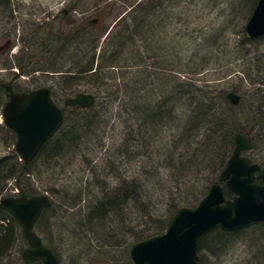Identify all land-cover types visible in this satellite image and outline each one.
<instances>
[{
  "label": "rangeland",
  "instance_id": "374dc122",
  "mask_svg": "<svg viewBox=\"0 0 264 264\" xmlns=\"http://www.w3.org/2000/svg\"><path fill=\"white\" fill-rule=\"evenodd\" d=\"M139 1L0 0V80L8 78L6 71L18 69V61H22L24 57L29 58L39 48L41 53L32 65L33 81L28 87H49L61 106L65 105L66 99L79 93H92L102 107L109 109L112 116L105 128L100 127L96 131L100 136L92 135L82 144L86 151L97 150L96 153L83 160L73 154L68 159L57 158L51 163L46 161L45 165L38 161L34 164L35 170L41 167L45 171V177L40 180L36 175H31L29 187L34 194H48L54 204L46 220V234H42L38 227L36 231L52 243L60 264H131L129 249L136 241L133 233L162 225L169 215L168 208L172 202L190 197L198 190L199 194L205 192L221 173L219 170L215 171L214 167L211 170L205 165L193 167L189 161L194 159H189L188 151L185 149L183 152V148L179 149V153H184V163L191 164V167L181 168V163H178L173 168L170 166V156L177 155L175 161H178L179 155L172 145L171 133L176 127L166 126L161 135L153 134L140 142L141 124L138 120H130L125 108L144 103H128L124 100L122 91L119 98L111 103L112 92L128 82L137 68L144 65L151 67L156 61L152 57L148 58V52L143 49L136 52L134 47L126 46L120 58L140 62L136 63L138 65H135V69L110 68L109 71H114L117 78L102 74L100 79L98 75L88 77L86 73H78L80 69L92 64L96 46L97 56L99 55L107 37L106 32L116 19ZM250 4L252 5V0H172L167 8L159 10L157 20L164 19L167 22L165 31H162V42H184L183 52L170 54L171 59L176 60L177 56H181L188 61L193 57L189 46L198 49L195 61L190 60L193 71L186 70L189 71L188 75L185 73L186 77L191 76L189 79H197L202 85L220 83L226 94L234 92L239 95V103H230L235 108L228 110L227 114L235 119L237 127L245 129V133L253 138L252 146L245 151V155L264 168V106H259L264 90L258 92L256 84H253V80L259 79V75L264 76V38L254 43L247 42L241 32L245 34L251 14ZM64 10L67 11L66 15L63 14ZM55 18L59 22L53 26ZM122 27L125 28V25ZM51 31H55L56 38L61 40L59 47L52 53L49 50ZM137 41L141 46L142 42ZM26 48L30 51L24 55ZM136 55L138 58H135ZM142 57L145 58L144 62L141 61ZM195 63H200L201 70H196L198 68ZM97 65L96 60L95 67ZM127 70L129 72L125 75L121 74V71L125 73ZM72 74L79 79L70 81L68 75ZM150 105H155V102ZM177 114H182V110L177 109ZM144 128L147 130L148 127ZM230 128L231 126H226L225 133ZM100 137L103 139V147L99 146ZM13 142L16 141L0 140V155H8L13 149ZM163 142L166 143V150H162ZM199 147L202 149L201 145ZM200 153L198 151L196 155ZM216 164L214 166L217 168ZM81 168L86 169L82 183L88 197L73 209L65 205L64 196L76 195ZM52 176L56 178L55 184H52L55 189L53 194L44 190L47 183L54 181ZM130 179H135L143 189L124 206V213L115 216V228L105 231L109 235L101 233L105 238L107 236L122 241L121 248H110L106 246L102 236L96 238L87 233L78 211L82 208V213L86 216L90 203L97 202L95 196L102 198L104 192H111L120 185L125 187ZM93 190L95 195L91 194ZM16 193L18 189L15 180H10L4 196L17 195ZM195 201L193 199L191 203L195 204ZM73 217H76L74 222L71 220ZM63 225L70 230L60 231L64 228ZM89 237L91 240L87 241ZM10 241L11 246L6 248L1 264H27L22 258L24 249L28 247L27 240L22 234H16ZM198 254L203 264H264V223L253 224L240 232L215 230L202 240Z\"/></svg>",
  "mask_w": 264,
  "mask_h": 264
},
{
  "label": "trees",
  "instance_id": "16d2710c",
  "mask_svg": "<svg viewBox=\"0 0 264 264\" xmlns=\"http://www.w3.org/2000/svg\"><path fill=\"white\" fill-rule=\"evenodd\" d=\"M171 1L172 0H140L136 5L132 6L131 10L119 16L115 21L116 24L104 40L99 55L97 56L96 52L98 46H96L93 50L94 53L91 59V66L89 65L80 69L78 73H86L85 75L88 77L98 75L100 79L102 78V74H110V77L117 78V74L114 71H109L110 68L117 69V67H119V69H122L123 67H134L135 69V65H138L136 63L140 62L135 60L134 62H130L128 59L120 58L126 46L134 47V51L136 50V52H140V49L148 52V58L152 57L156 59V61L151 67L144 65L140 69L137 68L138 70L135 72V75L131 77L128 82L123 83L112 92L113 96H110L111 103L119 98L121 91L123 92L124 100L128 103H144L136 107L125 108L129 113V119L138 120L141 124L140 127L142 129L139 130V135L141 137L138 141L141 142L145 140L146 137L153 134L161 135V131L166 130V126H175L176 130L171 134L173 137L172 145L174 146V150H178L176 153H179L180 148H183V152L186 149L189 154V159H194L189 161L192 163L193 167L205 165L211 170L214 167L215 171L219 170L222 172L234 149L236 134L245 133L246 130L237 127L235 119L228 116L227 111L230 109L234 110L235 107L228 101V93L226 94V91L222 89L220 83L202 85L197 82V79L191 80L189 79L192 78L191 76L186 77L185 73L187 74L189 72L186 70L193 71L190 66L191 61L194 62V57L198 54L197 48H190L189 46V50L193 52V57H190L188 61L181 56H177L176 60L171 59L170 54H181V52H183L184 42L178 41L176 44L162 42L161 38L164 37L162 31H165L164 29L167 26V22L165 23L164 19L161 21L157 20L160 16L159 10L167 8V5ZM257 2L258 0H252L253 7L250 4L251 14L249 18ZM170 4L173 5L174 3ZM53 21L54 23H52V25L55 26V24L59 22V19L55 18ZM52 25L51 28L53 27ZM123 25H125V28L122 27ZM241 32L247 42L254 43L264 38L263 36L258 39L250 40L243 31ZM56 37V32L51 31V41H49L51 48L49 49L50 53L54 52L59 47V44H61V40ZM137 40L142 42L141 46L138 45ZM79 53H81L80 50ZM135 58H138L137 55ZM141 59V61L144 62L145 58L142 57ZM96 60L98 62L97 67H95ZM195 64L198 68L196 70H201L199 68L200 63ZM127 72L129 71L127 70L125 73L121 71V74L125 75ZM68 76L70 81L79 79V77L74 74ZM258 77L259 79L253 80V84H256V90L261 92L264 90V76L261 77L259 75ZM260 101L259 106H264V95L260 96ZM153 102H155V105H150ZM183 107L186 108L182 109ZM177 109L178 111L181 109L182 114H177ZM64 111L66 117L63 126L54 137L45 143L39 155L27 165L26 171L23 174L21 173L24 169V162L15 149L16 142L12 143L13 149L8 155H0V197L4 196L10 180H15L16 186L22 189L28 196L34 195L32 188L29 187L31 175H36L40 180H43L45 177V171L41 167H38L37 170L34 169V164L37 161L45 165L46 161L51 163L57 160V158H61L62 160L65 158L68 159L70 156H73V154H76L77 158L83 160L88 155L97 152V150L86 151L82 147V144L89 140L92 135L100 136V133L97 134L96 131L100 127L102 129L105 128L111 122L112 116L110 115L109 109L102 107L95 101L92 106H69L66 107ZM168 122H172L173 124H168ZM220 123L224 125L221 126ZM225 125L231 126L228 133H225V131H227L224 129L226 127ZM144 126L148 127L147 130ZM262 129H264V126H262ZM245 134L250 140L249 149L252 146L253 138L251 135ZM102 140V138L99 140V146L103 147L104 144ZM200 145L202 149L199 147ZM162 148H164L162 150H166V143L163 142ZM198 151H201V153L197 156L196 152ZM162 154L163 153H161V155ZM176 156H170V160L172 161L170 166L176 168L177 164L181 163L179 165L181 168L188 169L191 167V164L184 163L186 161L183 160L184 153H179L178 161H175ZM194 161L195 163H193ZM217 162L218 164H216ZM88 164L90 165V162H88ZM215 164L216 166L218 165L217 168L214 166ZM85 173L86 169L81 168L78 174L80 181L76 183L78 189H75L78 197H75L76 195L71 196L70 194L64 196L65 205L70 208L75 209L78 204H82L88 197V193H84L82 183ZM52 179L54 181L47 183L48 185L44 190L53 194L55 193V189L52 184L55 182L56 178L52 176ZM218 179L219 177L214 182H211V186L216 183ZM209 187L201 194L198 193V190L194 192L193 195H190V197L172 202L168 208L169 215L163 224H159L157 227L144 229L139 233H133L132 236L136 239L135 242L162 233L166 229L171 217L177 213L181 207H195L208 193ZM142 189V185L138 184L135 179H130L125 187L120 185L115 187L111 192H104L102 198L95 196L94 199H97V202L90 203L85 213L86 216L82 213V208L78 211L84 225L83 227L86 229L87 233L96 238L102 236V234L108 236L109 233H105V231H109L108 229L110 228H115L113 227L115 216L121 214V212L124 213V206L131 201L136 193L139 194ZM93 191L91 194L95 195L96 192ZM226 196L231 198L232 193L226 190ZM193 199L196 200L195 204L191 203ZM146 203L145 200V205ZM85 207L86 205L83 208ZM53 208L54 204L52 203V205L43 212L36 225V227L41 229V233L44 235L47 232L46 220ZM74 218L76 217L71 218L72 222H74ZM63 227L64 228L60 229V231L62 230L65 232V230H70L69 228H65V225H63ZM16 234H22L21 227L9 213L0 208V264L5 255L6 248L9 245L11 246L10 240ZM103 236L102 238L107 247H113L115 249L122 247V241H119V239H110L107 236L106 238ZM42 239L44 243L55 252L52 243L48 241L46 237H42ZM90 240L91 237H89L87 241Z\"/></svg>",
  "mask_w": 264,
  "mask_h": 264
},
{
  "label": "water",
  "instance_id": "95a60500",
  "mask_svg": "<svg viewBox=\"0 0 264 264\" xmlns=\"http://www.w3.org/2000/svg\"><path fill=\"white\" fill-rule=\"evenodd\" d=\"M63 13L66 15L67 11ZM244 31L250 40L264 36V0H258ZM227 97L233 105L240 101L234 92H229ZM95 101L94 94L80 93L67 99L66 105L87 107ZM3 116L6 126L16 135L15 149L24 162L21 174L65 121V113L49 87L25 93L11 92ZM249 144L245 134L235 136L234 150L219 182L210 187L197 206L181 207L163 233L134 243L129 249L132 264H202L198 247L210 232L217 228L233 232L264 222V184L254 182L261 166L244 155ZM260 177L264 180V172ZM226 190L233 194L232 198H227ZM19 192L17 196L3 197L0 208L17 221L28 241L22 253L24 262L59 264L58 256L35 230L43 212L52 205L51 197L42 193L28 196L22 189Z\"/></svg>",
  "mask_w": 264,
  "mask_h": 264
},
{
  "label": "flooded vegetation",
  "instance_id": "af4514ba",
  "mask_svg": "<svg viewBox=\"0 0 264 264\" xmlns=\"http://www.w3.org/2000/svg\"><path fill=\"white\" fill-rule=\"evenodd\" d=\"M40 47L42 48L41 45ZM29 51V48H26V51L23 52L24 55ZM40 52L41 50L38 48L35 50L34 54L29 55V58L24 57L22 58V61L19 60L17 65L18 69H9L8 71H6L8 78L0 80V140H16V135L14 134V132L6 126L4 120L2 119L4 107L11 98V92L25 93L42 87L37 86V88L34 89H32V87H28L31 86V83L33 81L32 65L35 62L36 58L40 56ZM25 59H27V61ZM8 87L10 88V90H8ZM2 133H4V135H2ZM262 172H264V168L261 167V171L256 174V181H258L260 184H264V180H262V178L260 177ZM240 231L242 230H238L236 232Z\"/></svg>",
  "mask_w": 264,
  "mask_h": 264
}]
</instances>
